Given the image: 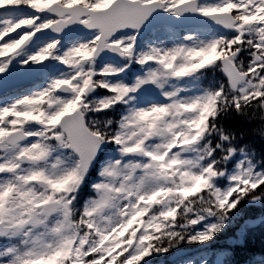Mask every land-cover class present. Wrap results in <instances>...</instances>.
I'll return each instance as SVG.
<instances>
[{
    "label": "snow or ice",
    "instance_id": "6c2138e0",
    "mask_svg": "<svg viewBox=\"0 0 264 264\" xmlns=\"http://www.w3.org/2000/svg\"><path fill=\"white\" fill-rule=\"evenodd\" d=\"M257 231L264 0H0V264H264Z\"/></svg>",
    "mask_w": 264,
    "mask_h": 264
},
{
    "label": "trees",
    "instance_id": "16d2710c",
    "mask_svg": "<svg viewBox=\"0 0 264 264\" xmlns=\"http://www.w3.org/2000/svg\"><path fill=\"white\" fill-rule=\"evenodd\" d=\"M257 213L259 210H256ZM258 241H261V245L259 246ZM250 246L256 249H259L261 247H264V233L260 232L258 235H256L255 239L253 241H249ZM173 258L170 255H166L163 257L157 258V261H154V264H172Z\"/></svg>",
    "mask_w": 264,
    "mask_h": 264
},
{
    "label": "rangeland",
    "instance_id": "374dc122",
    "mask_svg": "<svg viewBox=\"0 0 264 264\" xmlns=\"http://www.w3.org/2000/svg\"><path fill=\"white\" fill-rule=\"evenodd\" d=\"M259 233H260V231L255 232V233L253 234V236L251 237L250 241H253V240L255 239L256 235H258ZM258 244H259V246H260V245H261V241H258ZM159 264H161V263H159Z\"/></svg>",
    "mask_w": 264,
    "mask_h": 264
}]
</instances>
